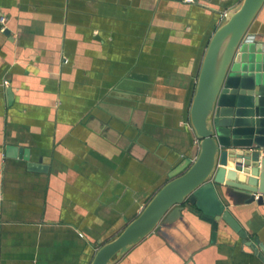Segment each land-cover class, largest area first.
Here are the masks:
<instances>
[{"label":"crops","instance_id":"obj_1","mask_svg":"<svg viewBox=\"0 0 264 264\" xmlns=\"http://www.w3.org/2000/svg\"><path fill=\"white\" fill-rule=\"evenodd\" d=\"M242 2L0 0V264H92L107 232L191 154L209 42ZM248 39L264 42V5ZM20 149L48 172L30 171ZM228 207L264 241V204ZM219 229L213 243L211 225L184 211L112 264H264Z\"/></svg>","mask_w":264,"mask_h":264},{"label":"water","instance_id":"obj_2","mask_svg":"<svg viewBox=\"0 0 264 264\" xmlns=\"http://www.w3.org/2000/svg\"><path fill=\"white\" fill-rule=\"evenodd\" d=\"M263 5L264 0H243L213 34L187 124L191 154L178 155L150 201L107 232L92 264H112L115 256L127 253L160 223L175 222L184 211L211 225L213 243L225 223L239 237L232 241L236 249L264 263L263 239L250 237L228 207L231 201L264 204V42L246 40ZM8 94L12 97L11 89ZM19 151L30 171L48 172V160L33 162L24 149Z\"/></svg>","mask_w":264,"mask_h":264},{"label":"built area","instance_id":"obj_3","mask_svg":"<svg viewBox=\"0 0 264 264\" xmlns=\"http://www.w3.org/2000/svg\"><path fill=\"white\" fill-rule=\"evenodd\" d=\"M186 1H187V2H192V1H194V0H186ZM0 22H1L3 25H5L6 17H5V16H1V17H0ZM4 84H7V81H5ZM263 153H264V151H263Z\"/></svg>","mask_w":264,"mask_h":264}]
</instances>
